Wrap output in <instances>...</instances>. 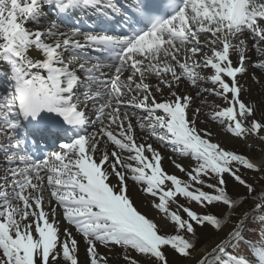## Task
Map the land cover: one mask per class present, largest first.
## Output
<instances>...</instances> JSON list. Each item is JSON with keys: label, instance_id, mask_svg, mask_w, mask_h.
<instances>
[{"label": "snow or ice", "instance_id": "6c2138e0", "mask_svg": "<svg viewBox=\"0 0 264 264\" xmlns=\"http://www.w3.org/2000/svg\"><path fill=\"white\" fill-rule=\"evenodd\" d=\"M45 5L57 20L41 25ZM79 8L119 16L127 31L63 27ZM0 62L12 81L0 96V264H112L100 246H119L123 264H140L132 253L154 264H264V161L213 142L198 127L202 109L180 91L187 82L220 98L210 118L232 137L264 143V103H246L238 80L249 75L264 88V0H134L128 11L115 0H0ZM46 121L67 125L71 139L37 158L20 130ZM137 129L194 162L172 161L188 181L164 170ZM129 178L155 198L171 234L138 211ZM257 220L259 244L246 240ZM209 229L215 239L198 247Z\"/></svg>", "mask_w": 264, "mask_h": 264}, {"label": "bare ground", "instance_id": "6f19581e", "mask_svg": "<svg viewBox=\"0 0 264 264\" xmlns=\"http://www.w3.org/2000/svg\"><path fill=\"white\" fill-rule=\"evenodd\" d=\"M44 7H49V6L45 5ZM51 8L55 9L54 14L57 15L56 8L54 6H52ZM89 9L91 8H79V9H76L74 12H77L78 14L83 13L84 15L85 12L89 11ZM71 20L73 21V19ZM65 23H68V22H65ZM40 24L47 25L48 22L43 23L42 21H40ZM29 26H32L31 22H29ZM64 27L66 28L67 26H64ZM257 59H258L257 57L253 56V61ZM2 70H6L7 72L10 73V67L6 65L4 62H0V71ZM253 71H255L258 76L260 75L259 70H254L253 68L249 67V73H252ZM0 80H1V77H0ZM238 80L240 81L241 85L245 89V91L242 92L241 98L245 100L246 103H254L257 105V107H260L261 104L264 103V88H261L260 85L255 84V82L250 79L249 75L238 76ZM149 81L153 84L157 82L155 78L153 77H150ZM11 84H12V81L6 82V85H8L9 90L11 88ZM3 86L4 84H1L0 82V88H2ZM200 87H212V85L210 83L201 81ZM180 91L187 92L188 94L193 96L194 98L192 102L193 108L200 107L202 109V119H204V123L198 124V127L202 129L206 128L209 131H211L213 133V137H212L213 142H218L222 146L227 132L225 131L224 127L218 124L217 122L212 123V121L214 120L210 118L211 114L215 112L216 110H218V108L214 106H221V107L223 106L221 99L218 97L211 96L207 93L203 95H197L196 88L190 86L187 82L181 84ZM90 127H93L91 131L97 130L95 126H90ZM137 136H138V139H144L146 140V142L153 143V147L157 148V150L161 152V155L164 157L161 164L166 172H168L169 174H175L182 180H187L188 177L184 173H181L179 169L175 168L172 161L175 160L177 163H181L182 165L188 166L194 163L190 160V158L179 156L178 154L171 152L167 148H162L159 144L155 143L153 140H149L146 134L140 133L139 129H137ZM66 142H69V141L66 140L65 143ZM243 142L247 146L248 157L251 158L253 162H256L259 164L261 161H263L264 143H261L258 139H255V138H253L250 141H247V142L243 141ZM112 147L114 146H110V149ZM5 167H7V165L4 162L3 158L0 157V175H3V168ZM244 171L247 174H252L253 176H250V177L253 180L258 179L257 175L252 173L251 170H247V171L244 170ZM259 178L264 179V177H259ZM110 180H112V182H115V178L110 177ZM127 183L129 187V195L133 199L135 205L138 206V211H141L142 214H146L150 218L151 214H155V207L153 206L154 202H156L155 198L143 192L142 186L136 184L130 178L128 179ZM177 200L181 202L182 197H177ZM64 226L65 224L62 223L61 229H63ZM77 237L79 238V234H77ZM84 249H85V245L81 243L80 252H79L81 260L85 259ZM99 251L102 253H106L111 258L112 264H123L122 252L118 250L117 246H114L111 250L106 249L103 246H100Z\"/></svg>", "mask_w": 264, "mask_h": 264}, {"label": "rangeland", "instance_id": "374dc122", "mask_svg": "<svg viewBox=\"0 0 264 264\" xmlns=\"http://www.w3.org/2000/svg\"><path fill=\"white\" fill-rule=\"evenodd\" d=\"M44 16H45V18L51 19L50 14L48 12H46L45 10H44V15L42 16L43 19H44ZM207 73L210 74V71L204 72V74H207ZM215 122L216 121H212V123H215ZM222 146L225 148V150H233L237 154H243V155L248 156V149H247L246 144L240 138L232 137L231 134H229V133H227L225 135V140H224ZM263 161H264V159H263ZM244 170L242 169V172L244 173V175L249 179V181H252L253 179L250 176H253V175L247 174ZM185 181H188V178ZM193 187H199V186L193 185ZM228 187H229V190L231 191V184H229ZM204 190L210 191L207 188H204ZM180 204H185V206L191 207L197 213H202L205 211V209L203 207L196 205L194 202H186L183 198H182V201L180 202ZM170 208L174 211H180L177 204H170ZM180 214L186 215V214L182 213V211H180ZM150 218L153 219L158 225H161V224L166 225V231L169 234L172 233V229L170 227H167V225L169 224L168 218L165 217L163 213H160L158 209L155 208V214H151ZM258 229H259V220H257V222L250 228L249 234L246 237V240L259 244L260 239H261V234L259 233ZM214 239H215V233L211 229H209L207 239L205 240L202 238L198 242V247H200L201 245H203L205 243H211L212 240H214ZM117 248L120 252L123 253V250L120 249L119 246H117ZM244 251L247 254L251 255V250L247 248V245L244 246ZM132 255L136 256L139 259L140 264H154V261H149L148 258H146V257H139V254L132 253ZM169 258L175 259V257H172L171 255H169Z\"/></svg>", "mask_w": 264, "mask_h": 264}]
</instances>
